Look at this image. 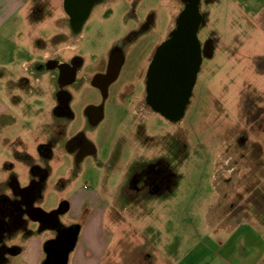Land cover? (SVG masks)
Wrapping results in <instances>:
<instances>
[{"label":"rangeland","instance_id":"rangeland-1","mask_svg":"<svg viewBox=\"0 0 264 264\" xmlns=\"http://www.w3.org/2000/svg\"><path fill=\"white\" fill-rule=\"evenodd\" d=\"M193 1L200 15L202 62L178 120L143 111L139 132L140 118L131 105H116L110 97L96 125L86 124L87 108L100 104L89 86L76 92L71 116L57 120L46 76L39 93L13 92L10 107L3 101L0 193L15 195L35 183L32 207L55 212L57 225L40 228L22 216L31 235L23 236L22 230L9 235V229L2 238L8 247H25V255L8 256L2 264H27L38 240L57 239L71 226H77V236L65 264L78 258L101 225L103 264H223L218 257L223 258V248L234 242L238 247L243 234L246 242L264 243V0ZM187 3L98 2L81 33L71 39L77 44L75 53L85 57L88 66L147 25L148 33L128 47L114 89L137 84L134 69L169 37ZM50 5L53 17L65 21L62 0H51ZM142 87L139 84L136 95L143 94ZM54 119L66 138L83 132L94 152L77 164L62 149V138L50 154L40 155L39 145L57 125ZM163 156L170 160L169 185L140 190L135 202L120 199L134 169L148 170L149 160ZM65 202L68 208L62 210Z\"/></svg>","mask_w":264,"mask_h":264},{"label":"flooded vegetation","instance_id":"flooded-vegetation-1","mask_svg":"<svg viewBox=\"0 0 264 264\" xmlns=\"http://www.w3.org/2000/svg\"><path fill=\"white\" fill-rule=\"evenodd\" d=\"M102 1L104 0H62V7L68 19L69 34L60 33L57 35V40L61 44L62 48L52 60L43 62L39 66V70L37 71V73L42 74L49 69H51L53 72V91L55 100L53 113L57 120L61 118V115L71 116L70 104L75 99L76 92L83 86H89L96 91L100 99V104L96 103L93 104L94 106L91 105L87 108L86 114L88 121H86V124L92 126L96 125L98 119L102 118V104L111 97L113 103L116 105H131V111L140 118L138 126L139 132H142L143 111L149 113L151 111H154L147 101V83L149 68L158 47L154 48L152 53L147 56L145 63L138 64L134 69L133 75L138 82L137 84L129 82L123 84L121 87H116L115 89L114 87L117 85L120 75L122 74V70L126 65L127 55L129 52L128 47L141 35L148 33L147 25L143 29L133 31L126 37V40L124 42L119 41L117 42V44L112 45V47L109 48L106 52L104 58H102L101 60H95L93 64H88V66L86 65L85 57L75 53L77 49V44L75 43V41H71L74 47L69 48V50L65 48V45L69 40H71L72 38L73 40H75L76 36L81 33L83 25L89 18L94 5ZM187 2L188 3L186 4V6L194 3L193 0H187ZM89 5L90 9L87 17L83 22H80L83 14L86 11V8ZM176 27L177 24L175 25L174 30L172 29V33L165 39V41L172 37ZM136 37L137 39L134 41ZM66 51H71L75 54L73 53L65 56L63 53ZM199 51H201L202 54L203 47L200 45V42ZM20 81L24 84V87L26 89L25 92H28L30 78L24 76ZM139 84H141V86L143 84V94L140 96L136 95V89L138 88ZM25 105V109L27 110V104ZM15 113L16 118L20 116L18 112ZM56 119L54 120L56 121ZM59 124L60 122H57V125L53 128L52 135H48V137H45V140L41 142V146L39 145L38 149L40 155L50 154L51 149L54 148L53 146L60 143L62 138H64V141L61 143L62 149L67 151V153L73 155L77 164L84 159L87 153L94 152L92 143L84 137L83 132L80 131L71 136L69 135L66 138L64 137L66 135H63V131ZM159 159V161L154 160L153 163L151 160H149L148 162H150V166L148 170L145 169L143 171L140 168L142 166H137L139 168L134 169L133 173L130 174V177H128L126 181L127 187L122 191L123 195L120 196V199L129 202H135L137 199H139V195L137 193L138 191H142L143 189H147V191L160 190L162 186L166 187L169 185L171 178L173 177L172 173H169L167 168V166L169 167L170 165V160L168 161V158L165 156ZM34 191L35 183H32V185H30L28 188L17 192L15 195L7 193L4 194L2 192L0 193V236L6 233L10 228L8 222L11 217L10 214H12V209L8 211V206L6 205V203L22 202V208H20L19 206L15 207L14 212H19L20 216H29L31 208L27 202H31V200H33ZM52 217L53 221H55V217ZM53 221L50 223H53ZM73 232L74 231H72L71 229H65V231L62 232L63 238L60 242V246L62 247L61 249H66V247L69 246L70 236L73 234Z\"/></svg>","mask_w":264,"mask_h":264},{"label":"crops","instance_id":"crops-1","mask_svg":"<svg viewBox=\"0 0 264 264\" xmlns=\"http://www.w3.org/2000/svg\"><path fill=\"white\" fill-rule=\"evenodd\" d=\"M50 4L51 0H0V108L2 106L6 108L4 100L6 103L9 101L8 107L12 106L10 100L13 92H25L24 84L20 81L24 76L30 78L28 86L30 92L39 93V86L44 76L53 88L52 70L49 69L42 74H38L37 71L43 62L52 60L62 48L57 35L69 34V24L67 17L65 21L53 17ZM71 47L74 45L69 40L65 48L69 50ZM237 227L235 225L233 228ZM101 230L102 225L91 235L87 248L79 254L78 258H71L72 264H103L102 256L105 250L102 244L105 240ZM243 236H240L238 247L234 242L231 247L223 248V258L218 256L219 259L223 261V264H264V243H249ZM38 241L37 247L29 251L27 264H41L44 255L41 254V245L45 241L43 239ZM71 251L70 247L67 262ZM219 251H222V248ZM25 252L26 248L21 246L18 254L25 255ZM33 254L35 257L32 261Z\"/></svg>","mask_w":264,"mask_h":264},{"label":"water","instance_id":"water-1","mask_svg":"<svg viewBox=\"0 0 264 264\" xmlns=\"http://www.w3.org/2000/svg\"><path fill=\"white\" fill-rule=\"evenodd\" d=\"M89 9L90 5L80 22L85 20ZM199 22L194 3L187 5L178 16L172 37L158 46L149 68L147 101L155 112L170 120L181 117L201 64V51L196 37ZM32 201L27 202L31 208L29 218L45 225L52 222L50 213L33 208ZM76 234L77 230L70 236L69 247L73 246ZM68 251L61 255L63 261H66Z\"/></svg>","mask_w":264,"mask_h":264},{"label":"trees","instance_id":"trees-1","mask_svg":"<svg viewBox=\"0 0 264 264\" xmlns=\"http://www.w3.org/2000/svg\"><path fill=\"white\" fill-rule=\"evenodd\" d=\"M7 202L6 205L8 206V211L12 209V214H10V220L8 222L10 231L8 232L9 235H12L17 230L23 231V236H29L31 235V231L26 228V222L25 219H23L22 216H20L19 212H14L15 207L22 208V202ZM63 206V208H62ZM61 206L62 210H66L68 208V204L65 202ZM52 216L55 217V221L53 223H49L47 225L40 224V228H49L57 225V219L55 212H50ZM24 216V215H23ZM69 229L72 231L77 230V226H71ZM4 235V234H3ZM0 236V264L7 261V257L9 255L18 254L21 251V246L19 245H12L10 247L6 246L3 242V237ZM63 238V234L59 233V236L57 239H48L43 244V250H44V258L41 262V264H64V261L62 260V254L67 251L70 247H66V249H61L60 243L58 245V242H61Z\"/></svg>","mask_w":264,"mask_h":264}]
</instances>
